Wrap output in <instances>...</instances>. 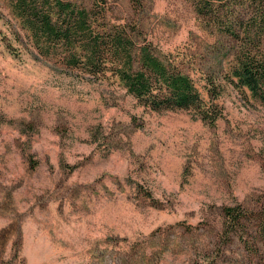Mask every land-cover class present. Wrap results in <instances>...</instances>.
Returning a JSON list of instances; mask_svg holds the SVG:
<instances>
[{
  "label": "rangeland",
  "instance_id": "1",
  "mask_svg": "<svg viewBox=\"0 0 264 264\" xmlns=\"http://www.w3.org/2000/svg\"><path fill=\"white\" fill-rule=\"evenodd\" d=\"M97 1L162 52L216 61L191 0ZM13 23L0 0V264H264L223 215L264 202V105L195 67L203 96L209 75L220 92L215 125L153 112L117 82L11 53Z\"/></svg>",
  "mask_w": 264,
  "mask_h": 264
},
{
  "label": "trees",
  "instance_id": "2",
  "mask_svg": "<svg viewBox=\"0 0 264 264\" xmlns=\"http://www.w3.org/2000/svg\"><path fill=\"white\" fill-rule=\"evenodd\" d=\"M4 1L14 20L7 31L15 46L2 35L11 53L31 49L91 81L117 82L150 111H192L202 122L215 125L222 117L215 102L220 92L209 75L204 78V97L191 75L195 67L225 71L224 78L245 99L264 105V0H191L202 28L215 40L200 47L206 48L207 58L216 57L209 66L195 58L198 51L186 61L183 54L179 58L162 52L137 24L114 22L110 9L97 0ZM136 2L141 5L142 0ZM223 215L226 231L254 233L247 241L259 245L264 255V202L257 212L238 204L225 207Z\"/></svg>",
  "mask_w": 264,
  "mask_h": 264
}]
</instances>
